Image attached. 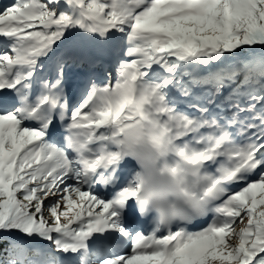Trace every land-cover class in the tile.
Returning <instances> with one entry per match:
<instances>
[{
	"label": "snow or ice",
	"instance_id": "snow-or-ice-1",
	"mask_svg": "<svg viewBox=\"0 0 264 264\" xmlns=\"http://www.w3.org/2000/svg\"><path fill=\"white\" fill-rule=\"evenodd\" d=\"M145 125L204 181L175 223ZM0 264H264V0L0 6Z\"/></svg>",
	"mask_w": 264,
	"mask_h": 264
},
{
	"label": "clouds",
	"instance_id": "clouds-1",
	"mask_svg": "<svg viewBox=\"0 0 264 264\" xmlns=\"http://www.w3.org/2000/svg\"><path fill=\"white\" fill-rule=\"evenodd\" d=\"M136 140L143 152L138 165V207L156 222L175 223L194 211V193L204 192V181L192 173L187 159L171 160L162 155L160 133L149 125L136 129Z\"/></svg>",
	"mask_w": 264,
	"mask_h": 264
}]
</instances>
